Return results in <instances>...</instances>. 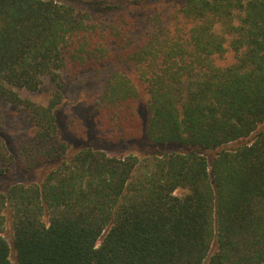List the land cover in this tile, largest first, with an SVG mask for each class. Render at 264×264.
<instances>
[{
  "label": "trees",
  "instance_id": "trees-1",
  "mask_svg": "<svg viewBox=\"0 0 264 264\" xmlns=\"http://www.w3.org/2000/svg\"><path fill=\"white\" fill-rule=\"evenodd\" d=\"M178 13L181 27L131 48L122 30L87 25L68 5L0 0V102L29 115L21 169L43 175L0 192V231L8 215L13 232L11 246L0 235V264H11V250L15 264H264V131L224 149L264 121V0H183ZM227 48L234 64L216 67ZM74 59L132 62L137 71L141 114L123 71L100 96L101 128L113 141L183 151L140 159L71 149L59 121L60 72ZM43 78L53 87L45 106L20 97ZM10 163L0 140V177Z\"/></svg>",
  "mask_w": 264,
  "mask_h": 264
},
{
  "label": "rangeland",
  "instance_id": "rangeland-1",
  "mask_svg": "<svg viewBox=\"0 0 264 264\" xmlns=\"http://www.w3.org/2000/svg\"><path fill=\"white\" fill-rule=\"evenodd\" d=\"M53 1L57 4H64L72 7L75 12L84 17L87 25H96L99 30H106L111 26L122 30L125 44L128 47L137 46L141 40H145L150 34L156 33L159 28L181 27L183 20L178 13L183 0H41ZM105 7H119L114 13L106 11ZM161 37V36H159ZM70 52V50H69ZM69 62V55H66ZM78 57V56H77ZM80 62L74 59L67 68L60 72L63 81V101L60 106L59 121L62 124L63 138L71 142L73 150L83 146H90L98 149L107 155L134 154L140 159L148 154H162L167 150L183 151L182 148L155 147L147 145L143 138L132 141H113L107 131L101 128L97 106L100 96L105 88L107 79L117 71H123L129 75L141 96L139 114L144 111L146 100L144 86L139 82L137 71L133 63L129 66L116 62H102L94 65ZM235 62L234 53L227 48L221 56H215L213 63L216 67L225 68ZM73 64V65H72ZM130 68V69H129ZM20 97L31 102L45 106L51 99L53 87L47 78L42 79L38 91H18ZM264 131V121L257 125L253 135L226 145V148H235L250 143L255 134ZM33 136V128L29 121V115L22 110L7 103L0 102V140L3 143L7 154L10 156L9 173L0 177V192H3L13 183H27L33 178L37 181L43 179L42 173L34 177L31 172L23 171L22 162L24 150H29ZM110 138L112 140H110ZM205 157L210 160L208 154ZM184 192L177 190L174 195L180 196ZM5 222L0 235L11 246L13 232L8 215L4 216ZM212 252V250H211ZM11 264H15L14 253L11 250ZM204 264H207L205 262Z\"/></svg>",
  "mask_w": 264,
  "mask_h": 264
}]
</instances>
